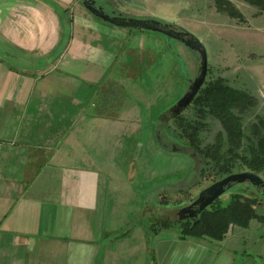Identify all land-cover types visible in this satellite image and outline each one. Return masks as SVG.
<instances>
[{
  "label": "crops",
  "instance_id": "obj_1",
  "mask_svg": "<svg viewBox=\"0 0 264 264\" xmlns=\"http://www.w3.org/2000/svg\"><path fill=\"white\" fill-rule=\"evenodd\" d=\"M101 20L84 0H0V264H264L257 219L222 239L141 224L173 185L158 173L194 160L164 152L157 124L144 144L167 164L142 168L135 136L171 86L143 50L160 39Z\"/></svg>",
  "mask_w": 264,
  "mask_h": 264
},
{
  "label": "rangeland",
  "instance_id": "obj_2",
  "mask_svg": "<svg viewBox=\"0 0 264 264\" xmlns=\"http://www.w3.org/2000/svg\"><path fill=\"white\" fill-rule=\"evenodd\" d=\"M98 4L111 15L125 12L129 14L123 15L128 17L156 19L174 24L178 30L185 29L195 35L207 50L209 70L206 80L224 77L232 86L245 90L254 97L256 101L254 112L244 120L246 126L258 120L256 115L264 119V9L261 4L260 6L248 0H98ZM116 4L120 8H115ZM128 30L141 32L140 29ZM146 32L148 36L160 39L159 41L149 39L150 41H146L143 47V50L150 49L153 54L150 72L158 77L157 79L171 83V86L162 88V92L151 101L148 110L152 113V117L145 118L141 132L135 137L139 136L142 140L140 158L142 168L144 169V166L147 168L144 163L150 160L153 167H158L159 171H162L167 163L156 162L147 152L144 144L147 132L157 124V134L161 136V141L158 138L159 143L163 146L167 145L164 152L178 156L181 162L183 158H188L190 163L192 159L194 160L192 156L189 158L183 153H174L172 148L184 147L180 152L197 154L181 140L175 139L179 137L175 131L177 121L168 118L165 112L188 91L192 80L199 74L200 54L165 34L148 30ZM143 68L142 66L139 69L143 74L142 77L149 71L148 68L142 71ZM155 81L157 80L154 79L153 83ZM127 97H131L139 109L145 111L144 104L140 100H135L129 93ZM190 108L189 106L183 112V116L191 113ZM208 121L209 125L203 131L205 144L214 142L218 133L223 130L218 120L211 118ZM195 158L192 169L181 163H173L166 175L158 173L156 183L159 186L172 182L173 185L165 187V191L160 192L157 205L146 208L141 224H144L149 231L155 232L164 228L166 232L179 233L180 227L174 224L179 208L190 204L204 188L217 181L203 158L198 154ZM186 161L187 159L184 163ZM183 167L185 168L181 169ZM143 177L145 176L142 175L144 183ZM185 177L191 179L192 186L189 188L183 179ZM246 185L251 186L247 183L235 184L219 199L227 203L232 194L244 191ZM254 190L255 193H261L255 188ZM258 211L264 214V207H259Z\"/></svg>",
  "mask_w": 264,
  "mask_h": 264
},
{
  "label": "trees",
  "instance_id": "obj_3",
  "mask_svg": "<svg viewBox=\"0 0 264 264\" xmlns=\"http://www.w3.org/2000/svg\"><path fill=\"white\" fill-rule=\"evenodd\" d=\"M248 1L261 4L264 9V0ZM255 104L251 94L232 86L224 77L206 80L190 105L191 113L174 118L179 137L172 135L203 158L216 180L241 171H253L264 177V119L256 115L258 120L248 126L244 122L254 112ZM211 118L218 120L223 130L214 142L205 144L203 131ZM244 189L232 194L227 203L216 200L198 219L175 220L181 236L222 239L232 225L246 227L253 219L264 223V214L258 211L264 207V194L255 193L252 186L246 185Z\"/></svg>",
  "mask_w": 264,
  "mask_h": 264
},
{
  "label": "water",
  "instance_id": "obj_4",
  "mask_svg": "<svg viewBox=\"0 0 264 264\" xmlns=\"http://www.w3.org/2000/svg\"><path fill=\"white\" fill-rule=\"evenodd\" d=\"M84 5L95 16L115 26L160 32L168 37L181 41L192 51H196L200 54L201 65L199 74L192 80L188 91L165 112L166 116L170 119L181 115L192 104L206 82L209 64L207 50L203 43L192 33L186 30H178L174 24L171 23H165L150 18H133L123 14L111 15L106 13L102 6H96L95 0H84ZM183 148L174 146L172 151L180 152L183 151ZM191 156H194V154H191ZM242 183L250 184L256 190L264 194L263 177L253 171L235 172L204 188L193 202L180 207L177 212L176 221L180 222L189 219H198L199 215L212 203L218 200L228 189L235 184Z\"/></svg>",
  "mask_w": 264,
  "mask_h": 264
},
{
  "label": "flooded vegetation",
  "instance_id": "obj_5",
  "mask_svg": "<svg viewBox=\"0 0 264 264\" xmlns=\"http://www.w3.org/2000/svg\"><path fill=\"white\" fill-rule=\"evenodd\" d=\"M95 4H96V6H100L99 4H98V0H95ZM166 136L169 138V136L166 134ZM159 140L161 141V136H159ZM165 146H167L166 144H165ZM195 155H197V154H194V156H192L193 158H194V160L196 159L195 158ZM202 175H203V171H202ZM190 178L189 177H186V178H184V181H185V184L187 185V188H189L190 186H192V184L190 183ZM195 200V199H194ZM193 200V201H194ZM192 201V202H193Z\"/></svg>",
  "mask_w": 264,
  "mask_h": 264
}]
</instances>
